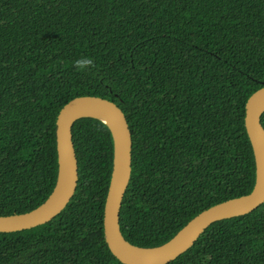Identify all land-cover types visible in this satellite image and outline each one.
<instances>
[{
    "label": "trees",
    "instance_id": "1",
    "mask_svg": "<svg viewBox=\"0 0 264 264\" xmlns=\"http://www.w3.org/2000/svg\"><path fill=\"white\" fill-rule=\"evenodd\" d=\"M81 57L93 65L75 68ZM262 86L264 0H0V215L46 200L58 113L98 95L122 108L132 132L121 231L134 245H161L253 189L246 102ZM72 136L75 193L50 221L0 232V264H124L103 227L111 129L84 116ZM166 264H264V202L213 222Z\"/></svg>",
    "mask_w": 264,
    "mask_h": 264
},
{
    "label": "water",
    "instance_id": "2",
    "mask_svg": "<svg viewBox=\"0 0 264 264\" xmlns=\"http://www.w3.org/2000/svg\"><path fill=\"white\" fill-rule=\"evenodd\" d=\"M96 111L105 118L84 111ZM264 86L247 99L245 126L256 160V182L253 189L202 210L189 220L170 240L142 247L130 243L123 235L119 213L132 172V132L122 108L98 95H80L66 102L56 121L58 175L55 186L36 208L17 214L0 215V232L29 229L50 221L59 214L75 193L79 172L72 126L76 119L91 116L111 129L114 144L113 167L104 205V236L111 252L124 264H166L189 249L205 229L217 220L251 212L264 202ZM107 119V120H106Z\"/></svg>",
    "mask_w": 264,
    "mask_h": 264
},
{
    "label": "clouds",
    "instance_id": "3",
    "mask_svg": "<svg viewBox=\"0 0 264 264\" xmlns=\"http://www.w3.org/2000/svg\"><path fill=\"white\" fill-rule=\"evenodd\" d=\"M75 68L83 70L85 67L93 65V60L89 57H81L73 62Z\"/></svg>",
    "mask_w": 264,
    "mask_h": 264
},
{
    "label": "bare ground",
    "instance_id": "4",
    "mask_svg": "<svg viewBox=\"0 0 264 264\" xmlns=\"http://www.w3.org/2000/svg\"><path fill=\"white\" fill-rule=\"evenodd\" d=\"M83 113H88V114H93V115H96V116H100L102 118H105L102 114L96 112V111H91V110H88V111H84ZM107 120V119H106Z\"/></svg>",
    "mask_w": 264,
    "mask_h": 264
}]
</instances>
